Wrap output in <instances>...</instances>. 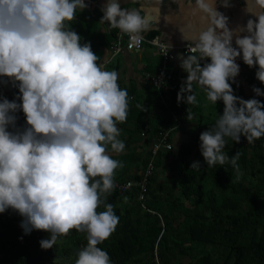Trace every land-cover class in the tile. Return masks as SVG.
<instances>
[{
    "label": "clouds",
    "instance_id": "9594fccd",
    "mask_svg": "<svg viewBox=\"0 0 264 264\" xmlns=\"http://www.w3.org/2000/svg\"><path fill=\"white\" fill-rule=\"evenodd\" d=\"M254 3L258 11L249 12L245 0V11L253 18L230 29L228 18L215 10V0L211 5L196 0L200 9L215 13L217 27L200 32L192 49L199 56L180 57L187 77L177 102L197 104L190 94L196 82L209 101L224 105L215 126L199 136L208 167L230 162L239 171V153L229 158L224 152L226 138L253 143L264 137V103L234 95L230 83L240 71L236 60L242 58L264 84V0ZM86 7L85 0H0V77L17 85L19 93L11 101L0 98V213H18L25 234L49 233L39 242L44 250L72 230L86 233L87 244L75 264H111L98 245L119 223L113 205L105 201L122 167L109 146L115 153L125 149L117 125L126 122L128 92L120 87L116 71L98 63L91 44L81 43L80 35L66 26ZM102 12V22L134 40L149 27L147 18L122 8L119 0H107ZM253 92L264 96L260 88ZM18 110L27 127L11 132ZM187 113L191 121L188 108ZM200 166L197 161L191 168Z\"/></svg>",
    "mask_w": 264,
    "mask_h": 264
},
{
    "label": "trees",
    "instance_id": "16d2710c",
    "mask_svg": "<svg viewBox=\"0 0 264 264\" xmlns=\"http://www.w3.org/2000/svg\"><path fill=\"white\" fill-rule=\"evenodd\" d=\"M110 34L112 38V31ZM256 71L246 65L242 76L250 99L264 103V96L253 92L254 87L264 91ZM232 88L233 94L241 97L240 89ZM18 94L17 85L0 77V98L11 101ZM168 103L152 122L144 114L131 117L128 112L127 119L134 123L126 129L125 149L115 154L109 146L112 158L122 164L115 179L138 178L148 160L153 169L142 199L144 207L137 199V186L123 193L114 188L108 195L105 203L113 205L119 223L98 247L108 252L111 264H155L154 256L159 264H264V137L253 143H247L244 137L239 143L226 138L224 152L229 158L239 153V171L230 162L208 167L200 152L199 136L213 128L223 113L224 105L219 101L212 104L214 115L209 119L199 113L188 126L182 120L173 130L183 131L186 139L149 159L148 150L143 148L159 131L175 125L172 114H188L189 106L178 103L174 91ZM15 116V125L8 130L23 131L27 127L23 112L18 110ZM148 130L149 135H141ZM197 161L201 166L192 169ZM131 164L134 170L127 171L125 166ZM103 210L102 205L98 211ZM22 219L11 209L0 213V264H75L78 251L87 244L86 233L72 230L44 250L39 242L49 238V233L33 230L25 234L20 226Z\"/></svg>",
    "mask_w": 264,
    "mask_h": 264
},
{
    "label": "crops",
    "instance_id": "0c3cea01",
    "mask_svg": "<svg viewBox=\"0 0 264 264\" xmlns=\"http://www.w3.org/2000/svg\"><path fill=\"white\" fill-rule=\"evenodd\" d=\"M95 1L102 9L107 4V0ZM119 2L122 8L135 9L140 12L141 16L149 20L148 29L140 34L144 37L156 35L167 45L179 46L185 42L196 43L200 32L209 27H217L216 20L218 17L215 13L200 9L196 0H119ZM207 2L211 5L213 0H207ZM215 10L228 18L230 29L244 26L248 19L253 18L245 11V0H215ZM248 11L253 13L258 11L254 0H248ZM76 15V19L66 26L71 27L80 35L81 43L91 44L93 52L99 56L98 63L102 64L105 70H114L118 73L120 87L128 92L130 116L137 117L144 114V117L151 118L150 122H152L151 120L156 116V113H161L162 106H168L169 95L173 91L177 97V93L187 77V73L180 66V57L183 55L179 51L173 53V58L166 63L164 86L161 90L159 89L160 91L153 89L141 81L142 73L152 72L160 64V57L151 45L144 43L141 49L137 51H122L111 55L108 47L112 39L109 36L111 35L110 31L113 33V28L101 21V15L98 11L90 12L89 9L85 8L83 11L78 10ZM92 15L96 21L90 20L93 19ZM233 46L235 47V37L233 38ZM236 63L239 64L240 71L235 78V83L231 81L230 83L240 89L243 99H250L248 84L242 76L246 64L242 58H237ZM205 93L198 83H192L190 94H195L197 104H189L188 109L192 114L191 121L193 122L199 113L202 114L201 99ZM182 120L183 124L188 126L187 114L183 116ZM133 123V120L126 119V122L117 125L120 129V140L126 139V129ZM150 130L144 131V134L149 135ZM170 135L172 145L175 146L186 139L185 133L181 130L172 129ZM147 146L143 149H147ZM127 166V171L134 170V165H126L125 167Z\"/></svg>",
    "mask_w": 264,
    "mask_h": 264
},
{
    "label": "built area",
    "instance_id": "2783aa9c",
    "mask_svg": "<svg viewBox=\"0 0 264 264\" xmlns=\"http://www.w3.org/2000/svg\"><path fill=\"white\" fill-rule=\"evenodd\" d=\"M87 4V9L90 12L98 11L101 17L103 16L102 8L98 5L95 0H85ZM144 43L151 45L160 57V64L156 67V69L152 72H144L141 75V81L154 89H161L164 86L165 79V71H166V63L173 58V53L175 51H179L184 57L187 55H197L199 53H193L192 49L195 47L196 43L185 42L179 46H171L167 45L163 41H161L156 35L151 37H144L140 34V38L138 40L132 39L128 34L121 33L119 29L113 28L112 39L109 44V51L111 55L121 53L122 51H137L141 49ZM207 61H201V63H205ZM102 65V64H101ZM103 66V65H102ZM185 115L184 111L178 115L173 113L172 116L175 119L176 123L173 127H168L162 131H159L154 137L149 145L147 146V150L150 154V158L159 150H169L171 148L172 142L170 139V131L174 128L180 127L182 124L183 116ZM141 135H144L142 132ZM153 169V163L151 160L146 162L144 168L139 172V177L136 179H127L123 181H119L114 178L115 181V189L118 193L125 192L130 186L138 187L137 199L141 202V207H144L142 204V199L144 198V193L147 188V180L151 175ZM154 263L159 264L157 258L154 256Z\"/></svg>",
    "mask_w": 264,
    "mask_h": 264
},
{
    "label": "rangeland",
    "instance_id": "374dc122",
    "mask_svg": "<svg viewBox=\"0 0 264 264\" xmlns=\"http://www.w3.org/2000/svg\"><path fill=\"white\" fill-rule=\"evenodd\" d=\"M201 113L206 117V119H209L208 117H212L214 115V111L212 108V102L207 99L206 93L203 95V98L201 99Z\"/></svg>",
    "mask_w": 264,
    "mask_h": 264
}]
</instances>
